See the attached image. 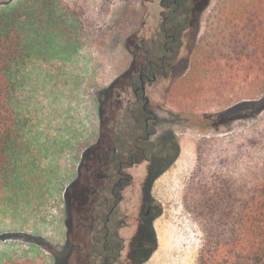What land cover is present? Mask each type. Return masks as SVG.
<instances>
[{"label":"rangeland","instance_id":"obj_1","mask_svg":"<svg viewBox=\"0 0 264 264\" xmlns=\"http://www.w3.org/2000/svg\"><path fill=\"white\" fill-rule=\"evenodd\" d=\"M218 1H183L190 29L174 45V55L168 52L172 58L156 71L157 79L147 83L158 118L154 152L162 154L173 137L180 151L153 182L152 195L161 209L155 219L158 245L142 264L233 262L225 245L229 228L214 223L227 201L226 183L232 181L238 197L243 184L264 180V111L220 128L203 120L207 113L264 97L260 64L253 57L230 62L229 50L213 37L216 30L211 26L209 31ZM7 3L25 14L38 8L47 19L23 91L31 123L16 171L0 188V264H57L56 254L64 259L70 250L64 254L61 247L68 238L66 200L71 193L72 238L78 248L69 264H84L93 231L77 214L89 219L91 189L85 182L92 169L90 160L80 165L82 155L86 149L91 154L98 136L103 145H111L109 130L129 123L134 88L140 86L141 53L155 54L170 40L163 22L173 0H0V10ZM214 44L218 53L207 57ZM131 170L136 185L144 170ZM131 191L137 199L121 207L124 213L140 208V184Z\"/></svg>","mask_w":264,"mask_h":264},{"label":"trees","instance_id":"obj_2","mask_svg":"<svg viewBox=\"0 0 264 264\" xmlns=\"http://www.w3.org/2000/svg\"><path fill=\"white\" fill-rule=\"evenodd\" d=\"M5 5L6 7L0 10V188L9 185L16 171L21 141L31 123V116L24 105L26 99H24L23 91L26 87L27 73L30 72L35 44L37 38L45 31L42 29V25L47 19V16L38 8L25 14L19 9H13L11 3ZM188 23L185 21V24ZM31 25H34V29L31 28ZM211 26L216 30L213 37L217 42L221 40L219 44L227 51L229 50L230 56L227 55V58L230 62L246 61L253 57L260 64V70L264 72V0H219L216 11L212 13L209 21V31L212 30ZM210 46L211 49L206 52L207 57L218 53L215 44ZM201 64L204 66L206 63ZM263 111L264 97L244 101L218 113H207L203 120L211 128H220L228 126L237 119L257 117ZM185 115L188 119L197 118L195 114L185 113ZM128 118L129 123L122 124L119 131H110L115 146H119V148L125 147L129 142L136 141L135 127L130 125L133 118L131 116ZM140 143L147 144L148 153L154 150L152 141L144 138ZM167 147L162 154L157 153L155 156L153 155L154 157L152 156L154 161L151 166V170L154 171L153 180L164 173L179 154L180 147L176 138L173 137L172 141L167 142ZM123 154L124 152L114 154L115 160L110 168V173L114 176H119L118 163L121 159L119 155ZM163 160L164 164L160 166L159 162ZM128 178L125 180L127 186L133 182L130 176ZM230 182L232 181L226 183L225 188L226 204L221 208L220 218L214 221L219 225L223 224L225 229L229 228L231 236L225 240L226 252L235 258L233 262L229 263L264 264V180L261 183L243 184V187L239 188L238 197H234ZM88 185L94 198L93 214L91 215L96 236L94 250L100 252V250H104L105 239L102 233L97 231L94 222L101 211L104 212V216L110 212L116 197L112 198L109 195L111 199L107 196L101 198L98 186H94L92 183ZM84 190H86L85 186ZM111 190L112 188H110ZM88 191L90 194V190ZM74 203L75 195L68 194L66 200L67 226L71 233ZM213 205L211 206L213 207ZM160 214L161 209L158 205L154 216L157 217ZM104 216L102 223L105 219ZM225 232L228 233V230ZM152 233L154 246L141 257L139 263L147 261L157 248L158 237L154 227H152ZM73 251L74 248L70 247L69 255L63 260L56 254V263L68 264ZM115 255H118V252Z\"/></svg>","mask_w":264,"mask_h":264},{"label":"flooded vegetation","instance_id":"obj_3","mask_svg":"<svg viewBox=\"0 0 264 264\" xmlns=\"http://www.w3.org/2000/svg\"><path fill=\"white\" fill-rule=\"evenodd\" d=\"M183 1L184 0H173L174 7L172 8L171 13L164 17V36L166 39L170 38V40L163 44L161 49L156 51L155 54L151 52L141 53L144 61L139 65L140 86L134 88L135 102L130 104V106L132 105L130 107V109H132L130 110V115L133 118L130 125L135 127L134 131L137 134L136 141L133 143L129 142L125 147L119 148V146H115L113 135L109 130L110 133L108 132L106 136L107 142L111 145H103V139H100L98 136L97 141L94 142L95 144L93 143L91 148V154L89 149H86L82 155L80 165L83 161H91L92 171L90 173V178H88L89 176L87 177L88 181L86 180L85 182L86 186L90 187L88 185L89 183L98 186L99 196L101 198L104 196L110 198L109 195L112 198H117H115L110 212L104 216V212L101 211L94 222L97 231L101 232L105 239L104 250H100V252L94 250L96 236L94 231L95 227L92 226L93 222L91 221L94 201L93 193L88 195L91 197L89 200L92 201V207L87 210L89 213V219H84L83 214L81 213L77 214L82 215L79 217L80 221L90 224L93 231V247L87 255V260L85 261L86 264H121V261L126 262V264H142L139 263V260L154 246L152 227L155 229L156 217L154 215L158 209V203L152 195V185L156 179L153 180L154 171L151 170V166L153 165V157L156 152H154V149L151 153H148L147 144H142L140 142L146 138L154 144L152 138L157 133L156 124L158 118L155 111L150 107V98L147 95V83L154 82L157 79L158 73L156 71L163 70L172 58V56H169L168 52H173L172 54L174 55V52H176L174 45L181 39V37L184 38V34L186 35L187 31L190 29L191 15L188 11H183L181 9ZM185 21L189 23L185 24ZM168 23H171V27L168 26ZM170 30H173L172 33H170ZM167 148L168 147H166V149ZM118 152H124V154L119 155L121 158L118 163L119 176H114L110 173V168L112 163H114L113 160H115L114 154ZM163 164L164 160L159 162L160 166H163ZM80 165V176L81 178H85L86 176L83 175L82 166L80 167ZM134 166L138 167V169L142 168V172L144 170L145 175H143L144 178L142 176L143 179L141 178V180L137 178L138 184L136 185H133L136 182V179L131 170V167ZM128 176H130V179H133V182L127 186L125 185V180L129 179ZM139 184L142 192L138 213L134 210H131L132 214L131 212L124 213V210H122L121 207L124 204L126 207V203L129 199L135 202L137 197L132 193L131 189ZM110 188H112L111 191ZM73 216L74 221L76 215ZM103 216L105 219L102 223ZM66 227L68 238L61 247L64 254L67 248L70 249V247H73L74 251L78 248L67 224ZM125 227L128 228L122 230ZM69 244H71V246H69ZM69 252H66L64 259L69 255ZM116 252H118V255H115ZM64 254L61 252V255ZM113 258L117 259L114 260Z\"/></svg>","mask_w":264,"mask_h":264}]
</instances>
